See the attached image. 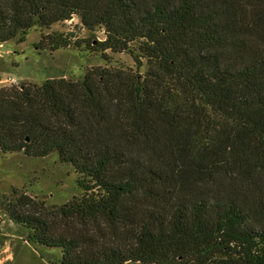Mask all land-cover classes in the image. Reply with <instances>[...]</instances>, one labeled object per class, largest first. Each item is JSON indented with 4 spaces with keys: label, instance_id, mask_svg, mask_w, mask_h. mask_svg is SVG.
I'll use <instances>...</instances> for the list:
<instances>
[{
    "label": "trees",
    "instance_id": "obj_1",
    "mask_svg": "<svg viewBox=\"0 0 264 264\" xmlns=\"http://www.w3.org/2000/svg\"><path fill=\"white\" fill-rule=\"evenodd\" d=\"M73 14L146 70L1 87V150L56 152L82 190L2 210L59 264H264V0H0V43Z\"/></svg>",
    "mask_w": 264,
    "mask_h": 264
},
{
    "label": "rangeland",
    "instance_id": "obj_2",
    "mask_svg": "<svg viewBox=\"0 0 264 264\" xmlns=\"http://www.w3.org/2000/svg\"><path fill=\"white\" fill-rule=\"evenodd\" d=\"M47 34H61L72 41L52 49L40 43ZM104 37L103 27L88 29L77 14L50 26H34L23 40L13 38L0 43V88L40 84L60 76L77 80L87 70L98 67L145 72L146 64L138 69L126 51L93 49L96 41ZM79 177L71 164L60 161L56 152L31 156L22 150L3 152L0 148V201L24 193L46 206L61 205L82 194L77 184ZM27 233L25 226L12 221L0 207V264H59V248L30 243Z\"/></svg>",
    "mask_w": 264,
    "mask_h": 264
}]
</instances>
